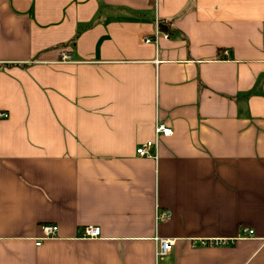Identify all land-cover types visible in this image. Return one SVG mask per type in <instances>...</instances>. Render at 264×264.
I'll use <instances>...</instances> for the list:
<instances>
[{
	"label": "crops",
	"instance_id": "0c3cea01",
	"mask_svg": "<svg viewBox=\"0 0 264 264\" xmlns=\"http://www.w3.org/2000/svg\"><path fill=\"white\" fill-rule=\"evenodd\" d=\"M0 113V264H264V0H0Z\"/></svg>",
	"mask_w": 264,
	"mask_h": 264
},
{
	"label": "built area",
	"instance_id": "2783aa9c",
	"mask_svg": "<svg viewBox=\"0 0 264 264\" xmlns=\"http://www.w3.org/2000/svg\"><path fill=\"white\" fill-rule=\"evenodd\" d=\"M161 35L157 30L152 35V38H145L143 40L144 43H156L157 37ZM163 38H167V35L164 33L161 35ZM225 54V52H223ZM71 51L69 48L61 47L57 50V61L61 63H65L70 61ZM0 118H6L4 113H0ZM171 135V130L165 127L161 123H155L153 128V139L145 142L144 144L138 146L135 149V155L142 158L154 159L156 156L152 153V149H156L158 145L159 138L168 137ZM169 216L167 211H162L160 213L155 211L154 220L155 222L158 220H165ZM99 235V229L97 227H85L82 229L81 237L82 238H96ZM241 237L249 238L252 235V231L242 229L240 232ZM56 237V227L54 225H41L40 226V236L35 239V246H39L42 241L49 240ZM154 242V259L158 260L159 258L165 256L169 253L172 247V242L161 239V238H153ZM208 245H222V241L219 239H212L207 242ZM201 245H205V243H200Z\"/></svg>",
	"mask_w": 264,
	"mask_h": 264
}]
</instances>
